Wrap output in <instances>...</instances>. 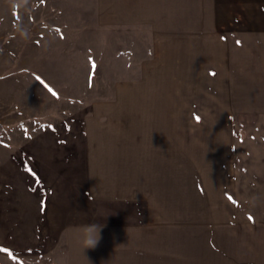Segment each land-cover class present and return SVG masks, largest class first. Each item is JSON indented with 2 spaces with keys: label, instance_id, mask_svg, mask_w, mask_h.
Wrapping results in <instances>:
<instances>
[{
  "label": "rangeland",
  "instance_id": "1",
  "mask_svg": "<svg viewBox=\"0 0 264 264\" xmlns=\"http://www.w3.org/2000/svg\"><path fill=\"white\" fill-rule=\"evenodd\" d=\"M161 1L179 24L158 34L104 23L100 0H0V264H70L69 228L123 212L99 208L116 169L94 162L152 138L197 168L144 221L177 222L180 242L189 230L195 264H235L264 240V0ZM156 44L178 81L160 80ZM188 46L211 54L204 73Z\"/></svg>",
  "mask_w": 264,
  "mask_h": 264
},
{
  "label": "crops",
  "instance_id": "2",
  "mask_svg": "<svg viewBox=\"0 0 264 264\" xmlns=\"http://www.w3.org/2000/svg\"><path fill=\"white\" fill-rule=\"evenodd\" d=\"M161 3V0H100V19L104 23L112 25L153 24L152 26L160 34V30H163V28L161 29L163 25L179 24V19L177 17L173 18L171 14L172 7H169L168 12L167 7L162 6L163 3ZM177 28V26L172 27L171 31L169 30L167 33L174 34L173 30L177 31ZM187 32L190 34L194 33V31L192 33ZM185 33L183 32L182 34ZM191 36L193 37L191 38L193 43L195 37L198 42L208 40L204 36H198V38L195 34ZM165 39L167 40L168 38ZM158 49L156 44V61L154 65L159 63L157 66L159 65L162 72L160 80L162 82L178 81L181 76L180 73L183 74L182 72H184V70L179 69L181 62L177 64L178 69L176 70V64L170 58L169 52L166 51L160 57L158 56ZM205 49L198 50L193 46L186 48L185 51H187V56L189 57L186 63L189 69H193V72L204 73L205 67H210L209 57H211V54ZM168 68L170 71H168ZM187 72L189 73V70ZM169 98L173 99L172 96L161 97V99ZM142 103H144L143 100ZM175 103H177L176 100H161L162 105H174ZM145 104L152 103L150 101L145 102ZM174 113L165 112L164 115H168L171 118ZM145 143L147 142L145 141ZM127 147L125 148L126 150H120L117 153L119 156L113 155V158L106 156V160L94 162L107 164L106 168L108 169H116L114 176H106L105 179L98 178L108 182L107 184L105 181L103 182L105 188L98 187L105 189L104 192H97L99 208L106 209L110 205H121L123 212H114L113 209L114 213L108 212L111 215L106 219L103 218L91 225L83 224L69 228V263L195 264L194 252L200 246L194 242V236H189V230L186 233L185 242H180L177 222L169 220L167 224H163L161 219L157 223L154 218L148 222L144 221V217L152 215L153 209L155 212L156 208L161 206L164 195L170 198L174 194L176 200H178L180 181L178 182L179 179L177 178L180 174L182 175L184 170L192 171L197 168L194 163V157L190 155L189 149H185V147H183L184 150L182 148L180 150L176 143L175 145L163 144L160 146L155 138H152L146 146L141 145L138 148L130 145ZM191 176L192 172L184 181H189ZM189 182L186 184H189ZM169 213H172V211L170 210ZM91 227H95L98 230L101 239L95 248H85L81 240L86 230ZM249 243H251L253 257H243V251L247 247L242 244L238 251L240 256L235 259V264H264L262 251L259 257L255 253L256 247L264 250V240L260 243L259 240L251 236ZM180 250L183 252L182 254L185 253L186 261L181 258L184 255H180ZM210 260L213 262L211 264H222L225 258L224 260L223 258H210Z\"/></svg>",
  "mask_w": 264,
  "mask_h": 264
},
{
  "label": "clouds",
  "instance_id": "3",
  "mask_svg": "<svg viewBox=\"0 0 264 264\" xmlns=\"http://www.w3.org/2000/svg\"><path fill=\"white\" fill-rule=\"evenodd\" d=\"M22 2H25V0H12L13 8ZM100 239L98 230L95 227H91L86 230L81 243L85 248H95L99 244Z\"/></svg>",
  "mask_w": 264,
  "mask_h": 264
},
{
  "label": "snow or ice",
  "instance_id": "4",
  "mask_svg": "<svg viewBox=\"0 0 264 264\" xmlns=\"http://www.w3.org/2000/svg\"><path fill=\"white\" fill-rule=\"evenodd\" d=\"M197 119H199V117H197Z\"/></svg>",
  "mask_w": 264,
  "mask_h": 264
}]
</instances>
